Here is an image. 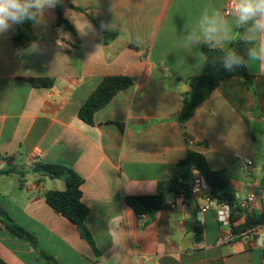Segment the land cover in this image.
Wrapping results in <instances>:
<instances>
[{
    "label": "crops",
    "instance_id": "obj_1",
    "mask_svg": "<svg viewBox=\"0 0 264 264\" xmlns=\"http://www.w3.org/2000/svg\"><path fill=\"white\" fill-rule=\"evenodd\" d=\"M229 1L59 0L33 26L38 51L30 49L34 42L16 48L15 25L0 34V170H16L0 174V205L39 242L37 250L0 222L6 264H50L40 250L56 264H264V226L254 238L234 239L215 208L200 213L198 198L168 190L183 174L179 161L193 150L226 172L235 195L255 194L257 211L264 210V63L246 61L254 94L241 78L229 77L185 125L178 121L187 80L207 62L203 44L226 49L242 37L264 45V34L249 31L251 23L238 25L235 14L225 15ZM205 11L221 13L227 39L221 32L205 40ZM59 13L74 31L57 26ZM108 76L134 83L89 125L79 110ZM37 77L55 84L27 81ZM39 163L82 177L85 225L98 255L46 203L44 193L63 191L66 182L35 171ZM160 183L165 207L137 215L127 198L157 195Z\"/></svg>",
    "mask_w": 264,
    "mask_h": 264
},
{
    "label": "trees",
    "instance_id": "obj_2",
    "mask_svg": "<svg viewBox=\"0 0 264 264\" xmlns=\"http://www.w3.org/2000/svg\"><path fill=\"white\" fill-rule=\"evenodd\" d=\"M81 11L80 8H78ZM91 22L93 18L88 15ZM35 23L26 21L23 24L15 25L12 41L19 51L25 50L35 40L33 32ZM57 26H63L70 31L74 27L62 14L59 13L56 22ZM256 41L245 40L242 37L234 40L226 49L214 47L210 43L202 46V51L206 56L207 62L204 70L197 76L190 77L187 81L190 90L184 94L182 110L179 114L178 121L185 125L195 114L199 105L207 101L215 89L227 78H241L254 94V76L247 67L248 50L255 47ZM229 53L242 57L245 64L234 67L232 72H227L223 68V61ZM34 87L52 88L55 79L50 77L28 78ZM133 79L127 76H108L105 77L96 90L91 94L87 101L79 110V118L89 125L94 124L96 112L111 102L115 95L125 89L133 86ZM183 169L181 176H174L170 182L169 192H177L184 195L185 199L191 197V187L193 183V173L197 172L210 186L211 197L218 202L227 201L232 208V234L234 239H241L255 233L259 228L264 226V210L248 211L241 207L236 199L234 190L230 185L229 178L224 170L213 169L207 157L199 152L189 150L187 155L179 161ZM37 172H45L51 178L63 177L66 182V189L50 190L44 193L46 203L58 214L77 226L80 235L94 249L98 255L94 238L85 225V220L89 214L88 206L83 202L82 185L83 179L75 171L57 164L39 163L34 168ZM13 170H0V174H11ZM264 184V183H263ZM165 184H159V193L157 195L132 196L128 197L126 202L137 215L153 216L156 212L165 207L164 200ZM242 220V221H241ZM0 222L13 234L19 238L28 241L33 248L39 250L37 237L18 224L10 214L0 205ZM41 255L50 263L56 264L55 259L43 250ZM264 258V254H263ZM0 264L6 262L0 257Z\"/></svg>",
    "mask_w": 264,
    "mask_h": 264
},
{
    "label": "clouds",
    "instance_id": "obj_3",
    "mask_svg": "<svg viewBox=\"0 0 264 264\" xmlns=\"http://www.w3.org/2000/svg\"><path fill=\"white\" fill-rule=\"evenodd\" d=\"M58 2L59 0H0V34L26 21L38 24L43 14L54 9ZM234 11L238 25L251 23L250 32L264 34V0H234ZM224 23L219 11H214L211 16L205 11L201 21L205 40L211 42L221 32L227 39V31L223 28ZM30 49L36 52L39 50V45L34 42ZM247 55L251 62L264 63V45L250 48ZM244 64L242 57L229 53L223 61V68L227 72H232L234 67Z\"/></svg>",
    "mask_w": 264,
    "mask_h": 264
},
{
    "label": "built area",
    "instance_id": "obj_4",
    "mask_svg": "<svg viewBox=\"0 0 264 264\" xmlns=\"http://www.w3.org/2000/svg\"><path fill=\"white\" fill-rule=\"evenodd\" d=\"M62 2H67V0H61ZM232 14H235L234 11V0H230L227 4V7L225 9V15L230 16ZM248 165H252V162H247ZM191 197L198 198L199 199V212L205 213L212 208H215L217 211V218L218 222L221 226L226 227L230 230L231 236L234 238L232 234V208L227 201H221L218 202L217 200L213 199L211 197V189L210 186L206 183V181L197 174L193 178V183L191 187ZM181 197H184L182 194ZM264 198V196H263ZM236 199L238 203L241 205V207L248 211L257 210L256 209V200L257 196L255 194H249L245 198H240V196L236 195ZM172 208H175V205H171ZM248 238H254V233L249 236H244ZM243 238V237H242Z\"/></svg>",
    "mask_w": 264,
    "mask_h": 264
},
{
    "label": "rangeland",
    "instance_id": "obj_5",
    "mask_svg": "<svg viewBox=\"0 0 264 264\" xmlns=\"http://www.w3.org/2000/svg\"><path fill=\"white\" fill-rule=\"evenodd\" d=\"M249 24H250V23H249ZM15 178H18V179H20V178H21V175H20V176H16V175H15Z\"/></svg>",
    "mask_w": 264,
    "mask_h": 264
}]
</instances>
